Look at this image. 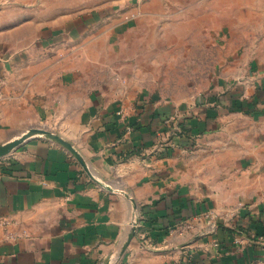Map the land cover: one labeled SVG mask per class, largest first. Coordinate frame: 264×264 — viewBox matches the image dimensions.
I'll use <instances>...</instances> for the list:
<instances>
[{
  "label": "crops",
  "instance_id": "1",
  "mask_svg": "<svg viewBox=\"0 0 264 264\" xmlns=\"http://www.w3.org/2000/svg\"><path fill=\"white\" fill-rule=\"evenodd\" d=\"M155 2L0 0V138L49 125L87 165L0 158V264H264V18L180 112L150 95Z\"/></svg>",
  "mask_w": 264,
  "mask_h": 264
},
{
  "label": "rangeland",
  "instance_id": "2",
  "mask_svg": "<svg viewBox=\"0 0 264 264\" xmlns=\"http://www.w3.org/2000/svg\"><path fill=\"white\" fill-rule=\"evenodd\" d=\"M255 3V0H156L153 32L161 58L156 62L150 95L180 112H185L200 94L205 95L214 72H220L229 63L231 45L242 46L260 31L264 11ZM35 127L52 129L37 122L20 129ZM6 133L0 138V145L19 132Z\"/></svg>",
  "mask_w": 264,
  "mask_h": 264
},
{
  "label": "water",
  "instance_id": "3",
  "mask_svg": "<svg viewBox=\"0 0 264 264\" xmlns=\"http://www.w3.org/2000/svg\"><path fill=\"white\" fill-rule=\"evenodd\" d=\"M21 131L18 134L11 137L10 139H8L6 143L0 145V158L8 155L12 150L17 148L23 142L32 139L34 137L42 136L54 140L55 142H58L63 146H65L66 148H68L78 158L81 164L85 168H87L86 162L82 157V155L80 154V152L78 151V149L73 145L72 142L63 138L56 130L35 127L28 129L26 131H22V132ZM121 191L123 193H126L125 190H121ZM138 226H139V220L137 218H134L133 228L127 237L124 247H126L130 243L132 238L135 236Z\"/></svg>",
  "mask_w": 264,
  "mask_h": 264
},
{
  "label": "built area",
  "instance_id": "4",
  "mask_svg": "<svg viewBox=\"0 0 264 264\" xmlns=\"http://www.w3.org/2000/svg\"><path fill=\"white\" fill-rule=\"evenodd\" d=\"M1 85H2V79L0 78V100L3 98V93L1 91ZM44 184H46V182H44ZM212 214H209V213H204V214H199L196 219L200 222L202 220H207L210 222V220L212 219ZM8 224V221H1L0 222V225L2 226H7ZM212 225V224H211ZM193 226V223L192 222H189V221H186V222H182L179 226V230L180 231H184V230H187L188 228H191ZM216 225L213 224L212 225V228H214ZM211 229V227H210ZM24 233H27L26 230H23ZM17 238V234L15 233H11V232H7V236H6V239H15Z\"/></svg>",
  "mask_w": 264,
  "mask_h": 264
},
{
  "label": "trees",
  "instance_id": "5",
  "mask_svg": "<svg viewBox=\"0 0 264 264\" xmlns=\"http://www.w3.org/2000/svg\"><path fill=\"white\" fill-rule=\"evenodd\" d=\"M227 229H229V228H227Z\"/></svg>",
  "mask_w": 264,
  "mask_h": 264
}]
</instances>
